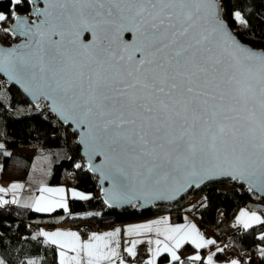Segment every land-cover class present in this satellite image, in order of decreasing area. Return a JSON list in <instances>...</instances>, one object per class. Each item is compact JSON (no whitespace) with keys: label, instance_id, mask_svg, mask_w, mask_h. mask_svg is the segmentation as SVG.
Masks as SVG:
<instances>
[{"label":"snow or ice","instance_id":"snow-or-ice-1","mask_svg":"<svg viewBox=\"0 0 264 264\" xmlns=\"http://www.w3.org/2000/svg\"><path fill=\"white\" fill-rule=\"evenodd\" d=\"M9 4L17 10L32 4L36 19L12 12L15 29L5 27L0 36L11 32L25 40L17 47H0V72L37 103L50 101L60 119L81 130L89 168L110 184L105 203L129 202L137 191L163 199L222 176L264 193V48L247 46L234 33L233 23L237 31L249 26L241 10L225 13L218 0ZM7 19L0 12V23ZM95 157L102 158L100 164H92ZM22 188L18 183L0 187V193L13 194L11 200L0 197V207L19 204L16 193ZM69 191L73 200L91 199ZM39 192L24 207L38 213L69 211L63 187L41 186ZM236 225L245 230L262 226L257 239L264 242V218L255 211L241 210ZM125 231L130 236H163L164 243L147 241L156 247L149 248L146 264H156L163 253L172 264H184L178 252L185 244L197 251L215 244L195 224L171 226L167 217ZM120 232L93 233L83 242L72 231H40L38 236L59 249V264H116V259L125 264L119 253ZM142 243L133 240L124 251L135 258ZM258 254L264 264V247ZM214 255L203 264H213ZM189 260L199 262L201 255Z\"/></svg>","mask_w":264,"mask_h":264},{"label":"trees","instance_id":"trees-1","mask_svg":"<svg viewBox=\"0 0 264 264\" xmlns=\"http://www.w3.org/2000/svg\"><path fill=\"white\" fill-rule=\"evenodd\" d=\"M218 2L223 5L225 13L241 10L248 20L249 26L239 31L233 23V30L238 39L253 48H264V0H218ZM29 7L30 4L21 6L17 10L9 4V0H0V12L9 16V19L0 23V30L10 24L13 11L15 14H28ZM13 41L14 38L10 33L7 37L0 36L2 44ZM76 137L77 134L71 132L67 124H62L55 115L49 113L44 101L37 104L31 102L17 85L8 84L0 75V140L5 146L0 149V179L23 178L30 171L31 160L15 149L58 148L57 158L50 167L49 183L66 184L87 192L91 197L89 200H73L69 197L67 213L63 209H57L53 213H38L24 205H15L13 209L0 207V260H3L4 264H28L29 260L35 261L36 264H59L56 246L45 244L43 238L38 236L40 231L45 230L43 226L52 228L56 224L65 223L74 226L75 229L81 225L103 228L125 221H134L158 212L166 214L170 221L177 222L186 219L183 211L194 215L201 230L206 235L212 236L215 245L223 250L215 251V257L229 259L235 256L240 264L245 262L260 264V257L257 260L253 258V248L254 244L264 243L257 239L262 226L256 225L249 230L241 226L240 230L226 242L216 239L211 229L212 225L231 218L238 208L246 207L248 202L257 198L245 186L236 185L228 180L208 182L197 191L187 192L202 194L201 200L188 208L182 205L187 193L171 202L166 208L161 205L144 210H138L132 205L110 208L105 206L100 198L97 177L84 166ZM5 151L10 155H3ZM77 163L81 168L75 167ZM220 211L221 217L217 219V213ZM193 250L195 248L192 245L185 244L178 254L184 264H203V258L199 262L189 260V254ZM168 261L172 264L163 253L157 257L156 264Z\"/></svg>","mask_w":264,"mask_h":264},{"label":"water","instance_id":"water-1","mask_svg":"<svg viewBox=\"0 0 264 264\" xmlns=\"http://www.w3.org/2000/svg\"><path fill=\"white\" fill-rule=\"evenodd\" d=\"M37 4H38V6L43 7V0H37ZM29 8L30 9L28 11V14H19V13H17L16 15L21 17V18L28 19L29 21L36 19L35 15L33 14V11H32L33 10V5L31 4V6ZM7 28L14 30L15 29V20H12L10 22V24L7 26ZM10 34L14 38H17V40L13 41L11 43H8V44L0 43V47L6 48V49L7 48H12V47H17L21 43H23V41L25 40L24 37H21L18 34L14 35L11 32H10ZM85 35L88 37L89 40L91 39V34L90 33H86ZM125 37H126V39L131 40V34L130 33H125ZM241 43H243V42H241ZM243 44H245L247 46H250V45H248L246 43H243ZM255 49L259 50L260 48H256L255 47ZM0 75H2L4 77V79L6 80V82L8 84L13 83V84L17 85L19 87L20 91L22 92V94H24L31 102L37 104V102L30 95H28L24 91V89L21 87V85H19V84L15 83L14 81L10 80L8 78V76L5 73H3V72H0ZM40 101H44L45 102L50 114L55 115L56 118L62 124H64V125L67 124L69 126V129H70L71 132L77 134L76 142L80 146V154H81V156L83 158L84 166H86V169L97 177V185H98V187H100V198L102 199L103 203L107 207H110V208H113V207L114 208H123L124 206H131L132 205L138 210H144V209H147V208L160 207V205H162L165 202L176 201V199L186 195V193L188 191H190V192L197 191L198 188L202 187L203 185L207 184L208 182H217L218 180L233 181L236 185H240L241 184V185L245 186L249 191H252L262 201H264V193H261V192L257 191L255 188H251L250 189L249 185L247 183L243 182V181L233 180L230 177L222 176V177H216V178H214L212 180H207V181H205L203 183H200L199 185L192 184L190 186H185L180 191L174 192L173 194H169V195H167L166 198H163V199L154 198L152 196V194L147 192V191H144V192L137 191V192H135V193H133L131 195L129 202H120V203L113 202L111 204V206H110L108 203H105V200L108 199V196L106 195V193L108 192V190L110 188V184H109V182L107 180L102 178L101 174L98 171H92L89 168V157H88V154H87V149H86L85 145L83 143H81V139H82L81 130L75 124H73L71 122H66V121L60 119L59 116L55 112L52 111L51 106H50V101H46L44 99H40ZM101 159L102 158H100V157L93 158L92 159V164L93 165L100 164ZM171 187H172V185L170 184L169 188H171ZM246 207L249 208L250 210L253 209V210H257V211L261 212L262 216L264 217V202H262V203L254 202V201L248 202L246 204ZM263 247H264V243H263Z\"/></svg>","mask_w":264,"mask_h":264},{"label":"crops","instance_id":"crops-1","mask_svg":"<svg viewBox=\"0 0 264 264\" xmlns=\"http://www.w3.org/2000/svg\"><path fill=\"white\" fill-rule=\"evenodd\" d=\"M16 151V150H15ZM21 152V151H20ZM22 153V152H21ZM36 151H34L33 154V158L36 155ZM25 155H27V157L31 160V167H30V171L25 175V177L23 178H14V180H7V179H0V187L8 189L10 187L11 184L13 183H18V184H22L23 188L19 190L18 193H16V195L19 197L20 199V203L19 204H9L11 206H15V205H25V204H31L32 201L34 200L35 197L40 195L39 192V188H40V182L39 180H37V178L35 179L34 177L29 178V175L31 173V168H32V159L31 157L28 156L27 153H23ZM52 164V163H51ZM51 167V166H50ZM45 181H47V179L44 177ZM59 187H63L66 191V197L69 199V197H71V193L69 190H72L71 186L66 185V184H60ZM13 194L11 192H8L7 194H3L0 193V197H2L5 200H11L12 199ZM187 213V211L185 212ZM167 217L168 218V223L171 226H177V225H183L185 223H190V224H195L197 230L204 236L205 239H210V240H214L212 236H208L206 235L200 228V226L197 225V223L192 220L191 218H189V216L186 217V219L183 220H178L177 222H173L169 220V217L164 214V213H155L154 215H149V216H144V218H140V219H135L134 221H125L124 223H117V224H113V226L110 227H103L100 230H97L95 232H92L97 234V235H103L106 232H112L115 229L119 228L121 230L120 232V236H119V241H120V247H119V253H120V258H123L125 261V264H135V262L133 261V257L129 256L127 254V252L124 251L125 248L131 247V242L133 240L136 239H140L143 240L144 242L148 241L149 239L155 241L156 239H160L162 241V243L166 242L164 241L163 236H157L155 232L152 233H144L141 234L140 236H135V235H128L126 233V229L129 227H133L136 225H141V224H149L152 223L153 221L156 220H162L163 218ZM161 228H163V225L160 226ZM44 232H53V231H72V232H76L78 235L79 233L76 231L75 227L72 225H66L65 223H59L54 225L49 231L47 230H42ZM81 237V236H80ZM81 241H87V239H82ZM214 245V244H213ZM213 245H209L211 248H213ZM113 247H115V242H113L112 244ZM203 248L205 251L207 250V248ZM156 245L153 243L152 245L147 246V255L144 258V263L146 264V261L148 259L151 258V253L149 252V248H155ZM200 249V250H203ZM59 252V249H57V254ZM167 255V253H164ZM68 255H74V253L69 252ZM58 258V262H59V256L57 255ZM167 258L169 260H171V258L168 257ZM116 264H119V259H116ZM163 264H169V261Z\"/></svg>","mask_w":264,"mask_h":264},{"label":"rangeland","instance_id":"rangeland-1","mask_svg":"<svg viewBox=\"0 0 264 264\" xmlns=\"http://www.w3.org/2000/svg\"><path fill=\"white\" fill-rule=\"evenodd\" d=\"M0 144H3L2 140H0ZM16 151H21L22 153H27L29 157H31L32 159V168H31V173L29 175V178L34 177L35 179L37 178V180H39L40 182V187L41 186H46V187H50V188H58L60 184L54 185V184H50L49 183V175H50V171H51V163H53V161L56 160V154H58L59 150L58 148H45V149H36V148H29V147H23V149H15ZM34 151H36V155L33 158V154ZM44 177L47 179V181H45ZM72 189L81 192L84 195H88L87 192L81 190V189H75L73 187H71ZM202 194L197 193V194H188L187 196L183 199V203L182 205L184 206V208H188L196 203H198L201 200ZM67 202H68V198H67ZM241 210H246L249 212L255 211L258 215H260L262 217L261 212L257 211V210H250L249 208L245 207V206H241L240 208H238L235 211L234 214V218L236 220V217L239 215ZM188 214L192 215L191 213H184V216L187 217L189 216ZM219 248V246L217 245H213V248H211L209 246V248H207L206 251L204 250H199L197 251L196 249L193 250L190 254V256L193 255H201V258H203V260H206L208 255H211L213 253H215V251H217V249ZM170 258V257H169ZM233 260H237V258L234 256L233 258H229V259H219L217 257H215V255L213 256V264H231V261Z\"/></svg>","mask_w":264,"mask_h":264},{"label":"built area","instance_id":"built-area-1","mask_svg":"<svg viewBox=\"0 0 264 264\" xmlns=\"http://www.w3.org/2000/svg\"><path fill=\"white\" fill-rule=\"evenodd\" d=\"M171 202H165L163 203L161 206H164V208L168 207V205ZM4 208H8V209H13V206L7 204L3 206ZM184 213L186 211H183ZM187 213H189L187 211ZM217 219H220L221 217V211L217 213ZM189 215V218H191L192 220H194L196 222V217L194 215ZM43 228L47 231H49L51 229V226L49 227H45L43 226ZM241 226L236 225L234 216H231V218L225 219L223 221H220V223H218L217 225H212L211 229L213 231V236H215L216 239H218L220 242H226L227 240H229L230 238H232L233 234H235L236 232H238L240 230ZM102 229L101 227H97V226H91V225H81L79 227L76 228V231L79 233V235L81 236L82 239H88V237L92 234V232H95L97 230ZM147 246L148 243L147 241L142 243V244H138L137 245V256L135 258H133V261L135 262V264H143L144 263V258L147 255ZM263 247L262 245H257L254 244V254H253V258L254 259H259V255L257 250Z\"/></svg>","mask_w":264,"mask_h":264},{"label":"flooded vegetation","instance_id":"flooded-vegetation-1","mask_svg":"<svg viewBox=\"0 0 264 264\" xmlns=\"http://www.w3.org/2000/svg\"><path fill=\"white\" fill-rule=\"evenodd\" d=\"M30 6H31V4H30ZM13 20V19H12ZM11 20V21H12ZM12 36V35H11ZM13 37V36H12ZM14 38V37H13ZM17 40V38H14V41H16ZM257 197V196H256ZM254 200H252V201H254V202H259V203H262V202H264V201H262L260 198H253Z\"/></svg>","mask_w":264,"mask_h":264}]
</instances>
